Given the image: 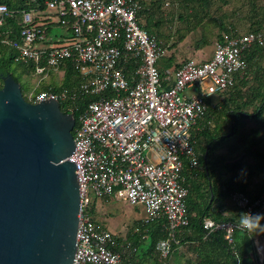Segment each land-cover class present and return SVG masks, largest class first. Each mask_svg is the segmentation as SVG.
I'll list each match as a JSON object with an SVG mask.
<instances>
[{"label":"built area","instance_id":"1","mask_svg":"<svg viewBox=\"0 0 264 264\" xmlns=\"http://www.w3.org/2000/svg\"><path fill=\"white\" fill-rule=\"evenodd\" d=\"M147 1L47 0L58 23L70 25L69 41L39 46L47 38L46 28L32 24L33 12H22V44L0 38L2 45L16 49L17 61L32 63L37 74L45 67L61 71L59 65L68 61L81 76L74 90L56 92L48 87L23 96L31 104L50 98L72 116L79 110L77 102L84 101L69 157L76 167L80 196L72 264H126L113 250L115 236L88 212L89 191L99 200L116 198L142 207L145 216L136 231L162 221L167 238L155 248L161 263L168 259L177 230L189 224L183 174L185 167L193 173L199 166L195 139L206 100L243 79L245 52L253 44L264 46L263 23L258 32L215 43L209 59L187 60L161 75L157 62L169 51L142 26L139 14ZM12 14L0 4V28ZM229 200L242 210V220L221 224L205 220L203 229L223 231L231 242L235 230H250L243 224L246 213H264V192L250 199L233 191ZM262 242L254 239L258 264H264Z\"/></svg>","mask_w":264,"mask_h":264},{"label":"trees","instance_id":"2","mask_svg":"<svg viewBox=\"0 0 264 264\" xmlns=\"http://www.w3.org/2000/svg\"><path fill=\"white\" fill-rule=\"evenodd\" d=\"M46 1L0 0V4H4L13 13L0 28V38L22 44L20 33L25 26L22 22V12L45 15L48 10ZM165 4L172 9L169 20L163 17ZM139 16L143 28L148 33L166 46L171 40L169 50L201 27L204 32L210 33L212 38H200L195 44V48L200 49L211 43H224L226 37L244 34L237 30L236 24L240 22L246 25L245 33L260 31L264 23V0H148ZM166 20L170 24L169 30L175 26L174 34L163 32ZM32 24L41 25L36 19ZM42 25L46 28V36L51 34L53 28H62L67 31L68 39L72 38L69 24L61 25L57 22ZM16 59V49L0 42V88L1 78L9 74L20 84L24 95L29 90L22 85V77L36 72L32 63H23ZM161 60L164 62L159 63ZM245 60L246 75H253L252 85L249 86L245 76L244 81H240L246 86L241 95L233 97L232 94V97L227 98L229 88L206 100L207 110L195 139L199 166L193 173H190L187 167L184 170L185 185L188 189L186 208L189 224L177 230L176 243H172L171 254L175 247L190 244L195 252L193 264H258L254 239L262 236L264 241V227L248 232L235 230L231 242L225 240L223 231L208 233L203 229L205 220L214 224L242 220V210L227 203L233 191L242 192L250 199L264 192V187L253 193L248 190L249 183L264 174V134L262 136L258 130L253 129L246 135L236 137L248 121L260 119L264 123V46L253 44L245 52ZM171 64V58L160 59L157 62L160 74L166 72ZM46 69L49 68L45 67ZM59 69L63 71V80L58 87L49 86L54 91L74 90L80 85L81 76L70 62H63ZM83 104L84 101L77 102L79 110L73 113L75 126ZM60 110L66 114L62 105ZM88 212L90 213L89 209ZM261 225L264 226L262 222ZM144 233L148 237L145 254L155 255L156 260L159 254L155 246L160 240L167 238L163 222L154 221L148 224L144 227ZM113 250L118 252L116 247Z\"/></svg>","mask_w":264,"mask_h":264},{"label":"water","instance_id":"3","mask_svg":"<svg viewBox=\"0 0 264 264\" xmlns=\"http://www.w3.org/2000/svg\"><path fill=\"white\" fill-rule=\"evenodd\" d=\"M0 88V264H72L80 209L75 121L56 101Z\"/></svg>","mask_w":264,"mask_h":264},{"label":"crops","instance_id":"4","mask_svg":"<svg viewBox=\"0 0 264 264\" xmlns=\"http://www.w3.org/2000/svg\"><path fill=\"white\" fill-rule=\"evenodd\" d=\"M32 15L39 24H56V22H54L52 19V16L54 15L53 13L49 15H43L33 12ZM54 30L55 28L52 29L51 34L47 36L46 40L39 46L53 47L65 44L67 41H69V35L67 34L66 30L62 28H59L57 31ZM186 38L179 45L169 51L167 58H171L172 64L167 71L172 72V70L181 63L191 60L188 59L189 55L186 54ZM213 48L207 52L203 60H207L212 56ZM245 76L248 79L249 86L252 85L253 75L250 73L246 75L245 73L244 77ZM244 77L241 79L242 81L239 80L235 83V87L232 86L230 88L227 98L232 97V94L233 97L241 95V92L246 90V86L241 84V82L244 81ZM62 80L63 72L49 68L46 69L43 74H41V76L37 81L34 82L32 86H28L27 88L29 91H31L45 89L49 86L58 87L61 85ZM239 133H241V130ZM263 175L264 174H261L260 177L254 178L250 184L252 183V185H255L258 183L262 189L264 187V179H262ZM94 205L95 207L92 217L100 228L110 231L115 236L117 243L116 248L122 255V258L125 260L124 262L126 264H165L161 263L159 258L155 260V255L145 254V250L147 249L145 248V243L148 240V237L144 233V230L140 229L139 231H136V229L140 227L141 221L145 216L142 207H132L116 198H107L105 200H99L95 198ZM229 206H233V204ZM257 238L263 241L262 236ZM262 243H264V241ZM194 258L195 252L190 244L179 245L178 247H175L166 264H193Z\"/></svg>","mask_w":264,"mask_h":264},{"label":"rangeland","instance_id":"5","mask_svg":"<svg viewBox=\"0 0 264 264\" xmlns=\"http://www.w3.org/2000/svg\"><path fill=\"white\" fill-rule=\"evenodd\" d=\"M172 12V9L170 8V6L168 4H165L164 5V10H163V17L165 19H168L170 18V14ZM53 13L51 10H47L46 14H51ZM54 14V13H53ZM52 19L54 20V22H58V18L56 17V15L54 14L52 16ZM170 27V24H169V21H165V24H164V27H163V32L168 34L169 32H171V34L175 33L174 30H175V26L173 25L172 29L169 30V27ZM236 27H237V30L239 33H245L246 32V25L243 24L242 22L240 23H237L236 24ZM59 28H55L54 31H57ZM203 36H205L207 39H211L212 37L210 36V33L208 34V32H204L201 27L197 28L196 30H194L192 33H190L186 40H187V46H186V54L189 55V58L188 59H192V60H195V61H202L203 58L206 56L207 52L209 50H211L214 46L215 43H211L209 45H206L204 46L203 48H200V49H196L195 48V44L196 42L202 38ZM213 42V41H212ZM171 44V40L169 42H167V46H169ZM168 51H170L168 49ZM169 54V53H168ZM164 60H161L159 63H163ZM41 76V74H37V73H30V74H26L22 77L21 79V83L23 86H25L26 88L29 86H32L34 84L35 81L38 80V78ZM25 96V94L23 95ZM259 130V133L262 135L264 134V123L261 122L260 119H257V120H254V121H248L247 122V125L241 129V133H239L236 137H240L242 135H246L248 134L249 132H251L252 130ZM263 132H261V131ZM263 136V135H262ZM254 182V181H253ZM255 184V183H253ZM254 187H257V188H254ZM261 189V186L256 183L255 185H252V183L248 185V190L251 191L252 193L253 192H258L259 190ZM88 197H89V200H90V204L88 206V209L90 210V214L92 215L93 212H94V199H95V196L92 192L89 191L88 193ZM228 205H231L232 203L230 202V200L228 199L227 201ZM145 248H148V243H145Z\"/></svg>","mask_w":264,"mask_h":264},{"label":"clouds","instance_id":"6","mask_svg":"<svg viewBox=\"0 0 264 264\" xmlns=\"http://www.w3.org/2000/svg\"><path fill=\"white\" fill-rule=\"evenodd\" d=\"M246 218H243V224L247 229L254 230L259 227H264L261 225V221L264 220V213H246Z\"/></svg>","mask_w":264,"mask_h":264}]
</instances>
